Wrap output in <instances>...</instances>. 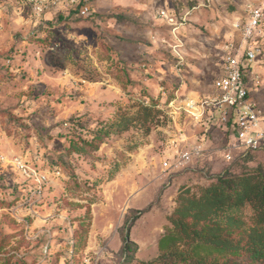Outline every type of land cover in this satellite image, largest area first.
<instances>
[{"label": "rangeland", "instance_id": "374dc122", "mask_svg": "<svg viewBox=\"0 0 264 264\" xmlns=\"http://www.w3.org/2000/svg\"><path fill=\"white\" fill-rule=\"evenodd\" d=\"M44 1L0 0V264H149L179 187L230 164L217 114L180 109L213 95L228 48L260 47L248 82L264 114V19L241 35L264 0H87L84 17L70 0ZM140 104L158 110L152 122L110 126ZM174 138L206 150L165 170ZM250 159L264 169V151Z\"/></svg>", "mask_w": 264, "mask_h": 264}, {"label": "trees", "instance_id": "16d2710c", "mask_svg": "<svg viewBox=\"0 0 264 264\" xmlns=\"http://www.w3.org/2000/svg\"><path fill=\"white\" fill-rule=\"evenodd\" d=\"M77 9L70 12L79 16ZM154 108L140 104L133 112L116 115L110 126L124 131L134 121L145 125L154 120ZM101 133L92 132L91 140L82 144L93 145ZM250 155L208 176L205 184L179 187L169 226L157 240L158 255L149 264H264V169L247 166ZM133 250L125 239L123 251L131 255Z\"/></svg>", "mask_w": 264, "mask_h": 264}, {"label": "built area", "instance_id": "2783aa9c", "mask_svg": "<svg viewBox=\"0 0 264 264\" xmlns=\"http://www.w3.org/2000/svg\"><path fill=\"white\" fill-rule=\"evenodd\" d=\"M30 1L37 11L42 9L45 2ZM70 4L72 8H78L79 16L89 12L87 0H70ZM157 15L168 22L173 21L164 9L158 10ZM263 19L264 6H248V18L241 31L243 42L251 40ZM259 53L260 47L253 44H247L243 52L237 48H228L220 76L213 84V95L196 101L189 99L180 106L183 112L196 121L202 119L206 113H210V120L217 114V122L226 129V141L222 151V159L226 163L243 158L249 153L264 151V114L251 98L248 82L251 74L253 75L251 68ZM252 81L258 82L253 78ZM167 149L162 167L172 171L183 170L195 160L198 161L206 150L201 143L188 144L186 139L179 138L171 140ZM18 165L25 171L21 162Z\"/></svg>", "mask_w": 264, "mask_h": 264}, {"label": "crops", "instance_id": "0c3cea01", "mask_svg": "<svg viewBox=\"0 0 264 264\" xmlns=\"http://www.w3.org/2000/svg\"><path fill=\"white\" fill-rule=\"evenodd\" d=\"M208 162L207 163H209V162H211V161H213V160H207ZM209 165V164H208ZM210 166V165H209ZM208 166V167H209ZM220 172V171H219ZM219 172L217 171V172H215L213 175H215V174H219ZM184 177V175L183 174H181L180 176H178V177H175V178H178L180 181H183V178ZM182 179V180H181ZM182 183V182H181Z\"/></svg>", "mask_w": 264, "mask_h": 264}]
</instances>
